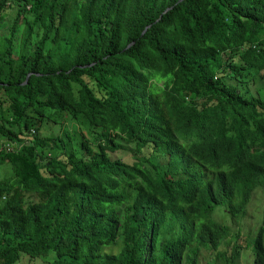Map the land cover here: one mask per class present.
Segmentation results:
<instances>
[{
  "label": "trees",
  "instance_id": "obj_1",
  "mask_svg": "<svg viewBox=\"0 0 264 264\" xmlns=\"http://www.w3.org/2000/svg\"><path fill=\"white\" fill-rule=\"evenodd\" d=\"M7 12L0 264H237L243 248L264 264V88L247 87L264 79V0H0V24Z\"/></svg>",
  "mask_w": 264,
  "mask_h": 264
},
{
  "label": "rangeland",
  "instance_id": "obj_2",
  "mask_svg": "<svg viewBox=\"0 0 264 264\" xmlns=\"http://www.w3.org/2000/svg\"><path fill=\"white\" fill-rule=\"evenodd\" d=\"M11 17H12L11 12H7V14L4 17V21L0 24V35L6 33L7 26L9 25V23L11 21ZM262 76L264 78V73L262 74ZM247 87L249 88V90L251 92H254V89L256 87L264 88V79H257V81L255 83H251ZM262 90H264V89H262ZM71 123H73V121ZM58 127L59 126L51 124V123H45V126L41 130V133L46 134L48 132H51V134H53V133L59 134L60 129ZM67 128H68V131H70L72 128L70 126L69 121H67ZM77 128L78 127H76V130L78 131ZM128 155L129 154L127 152L116 151L115 153H111L110 156H111V158L119 157L122 160H129L130 157ZM0 167H2V166H0ZM4 175H8V170H7V168L2 167V169L0 170V177L4 176ZM262 206H263V203H262V197H261V190L259 187H255L251 191L250 200L248 202L245 215L239 221L241 228L238 230L239 235H241L243 237L247 233L248 234L247 237H248V239H250V242L252 241V239L255 235L256 229L259 225ZM222 209H223L222 206H218L213 211V214L215 212H217L218 210H221L223 212ZM223 213H224V218H222V219L219 218L218 220L222 221L223 223H225V222L228 223L227 220H230V216L225 212H223ZM256 213H258L257 220H256ZM233 227H234V225H233ZM245 239H247V238H245ZM238 241H239V243H241L242 242L241 238H239ZM209 256H210L209 254H203V255L201 254L199 257L200 263L201 264L206 263L210 259ZM251 259H252L251 252L248 249L243 248L241 251V256L238 258V260H236V262H237V264H249ZM23 262H24V264H39L40 263L39 260H29L26 258H24Z\"/></svg>",
  "mask_w": 264,
  "mask_h": 264
},
{
  "label": "water",
  "instance_id": "obj_3",
  "mask_svg": "<svg viewBox=\"0 0 264 264\" xmlns=\"http://www.w3.org/2000/svg\"><path fill=\"white\" fill-rule=\"evenodd\" d=\"M27 77V76H26ZM26 79V78H25ZM24 82V81H23Z\"/></svg>",
  "mask_w": 264,
  "mask_h": 264
}]
</instances>
